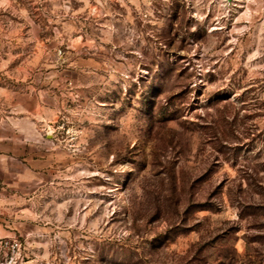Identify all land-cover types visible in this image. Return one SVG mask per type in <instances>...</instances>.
<instances>
[{"label": "rangeland", "instance_id": "374dc122", "mask_svg": "<svg viewBox=\"0 0 264 264\" xmlns=\"http://www.w3.org/2000/svg\"><path fill=\"white\" fill-rule=\"evenodd\" d=\"M0 126L27 264H264V0H0Z\"/></svg>", "mask_w": 264, "mask_h": 264}, {"label": "crops", "instance_id": "0c3cea01", "mask_svg": "<svg viewBox=\"0 0 264 264\" xmlns=\"http://www.w3.org/2000/svg\"><path fill=\"white\" fill-rule=\"evenodd\" d=\"M28 130L30 129L27 127L26 129L17 127L12 132L16 135ZM8 131L7 127L0 126V235L12 233L5 228L7 225H22L21 221L13 222L7 215L10 210L8 207L12 204L8 199L7 191L18 190V185L22 187L24 180L34 177L40 168V159L37 155L35 157L34 154L23 152L25 147L32 143L24 141L23 137L20 140L13 136L8 138L6 136Z\"/></svg>", "mask_w": 264, "mask_h": 264}, {"label": "built area", "instance_id": "2783aa9c", "mask_svg": "<svg viewBox=\"0 0 264 264\" xmlns=\"http://www.w3.org/2000/svg\"><path fill=\"white\" fill-rule=\"evenodd\" d=\"M25 245L17 235H0V264H27Z\"/></svg>", "mask_w": 264, "mask_h": 264}, {"label": "trees", "instance_id": "16d2710c", "mask_svg": "<svg viewBox=\"0 0 264 264\" xmlns=\"http://www.w3.org/2000/svg\"><path fill=\"white\" fill-rule=\"evenodd\" d=\"M238 226V225H237ZM235 226L234 231H236L239 227ZM233 231V230H232ZM222 250L219 251L218 256L216 257L215 261L212 263H205V264H253L252 260H243L244 256H241L239 252L237 251L235 246H228L225 251L221 252ZM246 261V262H245ZM252 261V262H251Z\"/></svg>", "mask_w": 264, "mask_h": 264}]
</instances>
